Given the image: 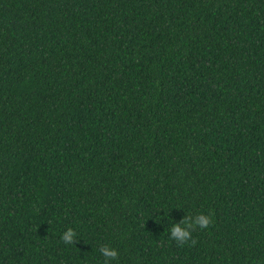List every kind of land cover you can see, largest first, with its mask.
<instances>
[{"label": "trees", "instance_id": "1", "mask_svg": "<svg viewBox=\"0 0 264 264\" xmlns=\"http://www.w3.org/2000/svg\"><path fill=\"white\" fill-rule=\"evenodd\" d=\"M102 246L264 264V0H0V264Z\"/></svg>", "mask_w": 264, "mask_h": 264}, {"label": "clouds", "instance_id": "2", "mask_svg": "<svg viewBox=\"0 0 264 264\" xmlns=\"http://www.w3.org/2000/svg\"><path fill=\"white\" fill-rule=\"evenodd\" d=\"M210 224H212V216L210 213L201 212L195 217L185 216L178 223L172 224L169 229V237L170 239L184 243L191 239L190 229L193 226L198 225L201 229H204ZM60 238L65 244H72L73 241H76V233L72 228H67L61 233ZM100 252L105 257V264H108L109 258L114 260L118 256L117 250L108 246H102Z\"/></svg>", "mask_w": 264, "mask_h": 264}]
</instances>
